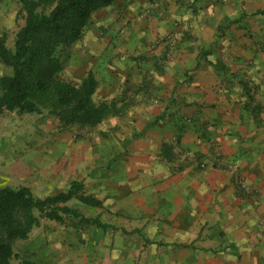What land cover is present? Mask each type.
<instances>
[{"label": "crops", "instance_id": "1", "mask_svg": "<svg viewBox=\"0 0 264 264\" xmlns=\"http://www.w3.org/2000/svg\"><path fill=\"white\" fill-rule=\"evenodd\" d=\"M18 12L0 0L6 44ZM63 63L74 82L93 72L95 98L121 110L77 138L76 126L31 123L24 173L53 194L83 180L102 207L69 205L110 226L41 221L28 259L264 264V0H113Z\"/></svg>", "mask_w": 264, "mask_h": 264}, {"label": "trees", "instance_id": "2", "mask_svg": "<svg viewBox=\"0 0 264 264\" xmlns=\"http://www.w3.org/2000/svg\"><path fill=\"white\" fill-rule=\"evenodd\" d=\"M23 24L14 34L13 46L0 37V62L11 73L0 76V115L45 113L63 128L93 127L118 115V99L95 98L98 81L88 72L79 82L62 77L60 54L82 35L90 14L113 0H17ZM75 199L102 207V201L85 192L83 180L73 179L65 191L39 196L28 185H0V264H34L27 258L15 263L14 243L26 240L42 218L63 222L66 216L107 228L98 217L85 216L69 205Z\"/></svg>", "mask_w": 264, "mask_h": 264}, {"label": "rangeland", "instance_id": "3", "mask_svg": "<svg viewBox=\"0 0 264 264\" xmlns=\"http://www.w3.org/2000/svg\"><path fill=\"white\" fill-rule=\"evenodd\" d=\"M17 19H19L18 23L23 19V15L18 12ZM8 46L12 47L13 42H9ZM63 51L60 54L61 60L63 62ZM64 64V63H63ZM11 73V68L4 65L3 63L0 65V76ZM61 75L64 79L69 80V75L66 73L65 69L61 72ZM72 81V80H70ZM74 82V81H72ZM117 104V108L120 105ZM55 118L48 116L45 113L42 114H17L15 111H6L0 115V185L9 184V185H21L23 183L28 184L33 192L39 196H45L48 191H42L41 188L34 185V182L31 179V174H25L24 171L32 168V163L29 161L28 156L26 154L21 153V141L20 136H22L26 132H31V123H55ZM75 127L73 130L75 137H82L83 133L81 129L84 127ZM88 133V132H87ZM89 136V135H88ZM24 154V155H23ZM29 176V177H28ZM45 190V189H43ZM77 203V201H74ZM72 202V203H74ZM67 223L72 227H79L80 225L86 224L81 222L78 218L66 217ZM43 229L49 228L51 224H49V220L47 218H42ZM61 223V222H60ZM53 224L58 225V222H53ZM38 227V226H37ZM94 227V226H92ZM35 229V227H34ZM41 229V228H40ZM31 232L29 237L26 240H19L14 243V251L18 254V257L14 258V262L18 263L20 259L23 258H32L31 255L36 252L33 250L36 249L35 244L38 243V236H35ZM38 235V234H36ZM41 264H45L44 261L40 260ZM34 263V261H33Z\"/></svg>", "mask_w": 264, "mask_h": 264}, {"label": "built area", "instance_id": "4", "mask_svg": "<svg viewBox=\"0 0 264 264\" xmlns=\"http://www.w3.org/2000/svg\"><path fill=\"white\" fill-rule=\"evenodd\" d=\"M202 165V164H201ZM203 166V165H202Z\"/></svg>", "mask_w": 264, "mask_h": 264}]
</instances>
